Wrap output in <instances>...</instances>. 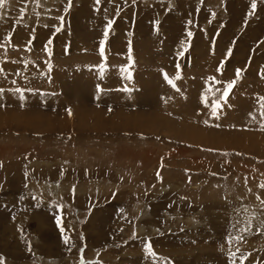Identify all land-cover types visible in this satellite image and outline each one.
<instances>
[{
	"label": "rangeland",
	"instance_id": "374dc122",
	"mask_svg": "<svg viewBox=\"0 0 264 264\" xmlns=\"http://www.w3.org/2000/svg\"><path fill=\"white\" fill-rule=\"evenodd\" d=\"M251 3L7 0L4 264H264V0Z\"/></svg>",
	"mask_w": 264,
	"mask_h": 264
},
{
	"label": "snow or ice",
	"instance_id": "6c2138e0",
	"mask_svg": "<svg viewBox=\"0 0 264 264\" xmlns=\"http://www.w3.org/2000/svg\"><path fill=\"white\" fill-rule=\"evenodd\" d=\"M6 2H7V0H0V8L4 7L5 4H6ZM37 2L39 3L40 0H37ZM96 3L99 4L100 3V0H96ZM70 6H71V0H69V7ZM256 7H257V0H252L251 9L254 11L256 9ZM68 10H69L68 7H65L64 8V11L65 12H67ZM59 19L60 20H63V17H59ZM111 24H112V21L109 20L107 27L104 29V34H103L104 35V38L101 39L100 42H99L101 56L104 55V45H105V41L108 38V28L111 27ZM56 30L59 31V28H57ZM188 35L191 36L192 33L189 32ZM2 47H4V46L2 44H0V48H2ZM129 51H131V49H129ZM178 55H183V52L178 53ZM129 63H131V55H129ZM105 68H106V65L105 64L101 63L99 65V70H100L101 74H103V72L105 71ZM176 68H177L176 79H179V76H180V74H179L180 65L177 64L176 65ZM121 71L122 72H127L128 69H127V67H124V68H121ZM218 71H219V69H218ZM235 71H236V79H239L242 70L239 69V68H237ZM128 78L129 79L131 78V73L130 72L128 73ZM164 78L167 80V83L168 84H170L173 87H175L174 80L173 79H169L168 74H165V77ZM209 79L210 80H214L215 78L214 77H210ZM235 84H236V80L228 81L223 86L222 95H220L218 99H213L211 101V115L212 116H217V110L222 107L221 102L222 101H225L226 102V98L229 96L230 90L233 89V87H234ZM97 88L99 89V86H97ZM3 91L4 90L2 88H0V92H3ZM216 91L217 92H220L221 89H216ZM15 92L21 94V97H23V90L21 88H19V87L16 88L15 89ZM200 99H201V102H203V103H207L208 102L206 96H203L202 95L200 97ZM259 103H260V108L262 109L261 115H264V97H260L259 98ZM204 122L207 123L208 121L206 120ZM25 175H27V173H25ZM157 176L159 177V173H157ZM25 187H27V185H25ZM259 187L261 189H264V183H261L259 185ZM32 198L35 199V197H32ZM20 199H23V197L21 196ZM257 199L259 200L260 197L257 196ZM261 204H264V200H261ZM55 219H56L57 226L60 227V231H61V234H62L64 243L65 244H68L69 237L67 235H64V228L61 227V216L60 215H57ZM250 224H251V221H249V225ZM240 239H243V237H240ZM143 250L146 253L147 257L152 258V259H156L157 258V253L153 250V246H152V244H151L150 241H144L143 242ZM80 251L83 252L84 250L81 249ZM237 251H239V249H237ZM229 255L230 256H235V253L230 252ZM246 259H247V257H245V256L242 255L240 257L241 264H243V261L246 260ZM0 264H4V258L3 257H0ZM80 264H92V262L85 260V258L82 255L81 258H80ZM167 264H173V262L171 260H168L167 261Z\"/></svg>",
	"mask_w": 264,
	"mask_h": 264
},
{
	"label": "bare ground",
	"instance_id": "6f19581e",
	"mask_svg": "<svg viewBox=\"0 0 264 264\" xmlns=\"http://www.w3.org/2000/svg\"><path fill=\"white\" fill-rule=\"evenodd\" d=\"M197 85L195 86V85H193L192 87H193V92H195V93H197V91H199L200 90V88H201V86H199L200 84H198V83H196ZM199 87V90H197V88ZM190 88V87H189ZM201 91V90H200ZM203 91H205V90H203ZM184 93V92H183Z\"/></svg>",
	"mask_w": 264,
	"mask_h": 264
}]
</instances>
